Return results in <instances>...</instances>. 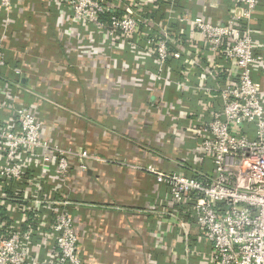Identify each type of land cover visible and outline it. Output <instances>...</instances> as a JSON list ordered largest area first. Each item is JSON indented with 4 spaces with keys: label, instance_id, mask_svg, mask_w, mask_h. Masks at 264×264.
Here are the masks:
<instances>
[{
    "label": "crops",
    "instance_id": "obj_1",
    "mask_svg": "<svg viewBox=\"0 0 264 264\" xmlns=\"http://www.w3.org/2000/svg\"><path fill=\"white\" fill-rule=\"evenodd\" d=\"M15 3L7 16L8 27L0 12V47L8 65L23 73L19 77L11 69L0 73V99L4 78L9 84L18 82L15 105L36 114L46 140L107 160L84 161V172L74 165L72 172L79 178L75 187L61 181L50 160L45 171L39 165L37 170H26L21 193L20 186L1 188L5 195L0 196V226L32 230L25 264H57L51 228L57 207L42 204L35 209L31 202L35 195L49 197L53 192L56 199L67 201L60 207L75 220L82 264H202L208 245L200 240L195 225L187 224L186 230L175 227L167 187L156 186L151 176L119 163H155L177 171L183 165L179 157L187 156L185 165L198 166L192 161L196 136H188L185 128L195 130L204 112L191 90L205 88L214 79L200 68L190 75L179 74L175 62L162 68L138 48L133 54L126 44L98 45L85 26L72 24L65 7L55 0ZM148 11L160 25L177 30L186 29L178 21L182 13L216 23L228 21L239 8L232 0H158L157 8ZM248 25L260 45L256 52L263 57L252 77L264 93V0H258ZM160 72L167 85L155 81ZM178 81L192 88L180 92ZM212 93H219L216 87ZM163 99L173 105L170 114L180 122L159 111ZM15 194L24 199V209L9 198Z\"/></svg>",
    "mask_w": 264,
    "mask_h": 264
},
{
    "label": "built area",
    "instance_id": "obj_2",
    "mask_svg": "<svg viewBox=\"0 0 264 264\" xmlns=\"http://www.w3.org/2000/svg\"><path fill=\"white\" fill-rule=\"evenodd\" d=\"M55 1L65 7L72 24L85 26L90 39L98 45L126 44L133 54L138 48L162 68L169 62H180L179 74L190 75L200 68L204 76L214 79L205 88H192L178 81L180 92L192 88L191 93L197 95L199 109L204 112L195 130L185 128L188 136H196L192 161L198 166H186L187 156L179 157L183 165L177 171L161 169L155 163H118L151 176L156 186L167 187L172 209L169 216L175 227L186 230L187 224L195 225L200 229V240L208 245L207 258H200V263L264 264V93L252 77L254 69L262 65L263 57L256 52L260 45L248 25L258 0H232L239 11L225 22L213 23L202 15L182 13L178 21L187 31L183 27L176 30L170 25H160L148 11V7L157 8L158 0ZM15 5V0H0L6 27L7 16ZM6 69H11L16 77L23 73L20 68L8 65L0 47V73ZM164 77L160 72L154 79L167 85ZM3 82L0 196L5 195L1 191L5 185L20 186L21 193L26 173L24 149L35 154H40L43 148L48 151L61 181L74 187L79 181L77 173L72 172L74 165L84 172L86 160L107 161L87 151L62 148L46 140L36 114L27 106L15 105L14 93L19 92V83L9 84L6 78ZM215 87L218 94L212 93ZM157 107L171 120L180 122V118L171 116L174 107L164 99ZM8 110L11 115H3ZM177 132L173 134L180 135ZM18 194L9 198L14 205L22 207L24 199ZM55 194L35 195L31 202L35 209L42 204L57 207L51 227L58 251L56 263L82 264L77 252L75 220L60 207L67 201L56 199ZM24 216L26 213H22ZM31 233L29 228L21 231L0 226V264H25ZM185 242L189 245V237Z\"/></svg>",
    "mask_w": 264,
    "mask_h": 264
},
{
    "label": "rangeland",
    "instance_id": "obj_3",
    "mask_svg": "<svg viewBox=\"0 0 264 264\" xmlns=\"http://www.w3.org/2000/svg\"><path fill=\"white\" fill-rule=\"evenodd\" d=\"M24 150L25 151L23 153V156L25 157L26 170H27V167H29L32 171H34L36 167L38 168V165L43 167L44 171L45 169H47V167L49 166V162L51 160V157L49 155L50 153L48 151H44V148H43V150L40 151V154H35L34 152H32L33 150H30V149H24ZM36 153H39V152H36ZM44 158H48V160H44ZM31 236H32V233L30 237Z\"/></svg>",
    "mask_w": 264,
    "mask_h": 264
},
{
    "label": "trees",
    "instance_id": "obj_4",
    "mask_svg": "<svg viewBox=\"0 0 264 264\" xmlns=\"http://www.w3.org/2000/svg\"><path fill=\"white\" fill-rule=\"evenodd\" d=\"M173 62H175V61H173ZM180 65H181V63H180V62H178V63H177V66H179V67L181 68V66H180ZM186 166H188V164H187ZM190 166H191V165H189L188 167H190Z\"/></svg>",
    "mask_w": 264,
    "mask_h": 264
},
{
    "label": "water",
    "instance_id": "obj_5",
    "mask_svg": "<svg viewBox=\"0 0 264 264\" xmlns=\"http://www.w3.org/2000/svg\"><path fill=\"white\" fill-rule=\"evenodd\" d=\"M22 81H23V82H25V81H26V79H22Z\"/></svg>",
    "mask_w": 264,
    "mask_h": 264
}]
</instances>
